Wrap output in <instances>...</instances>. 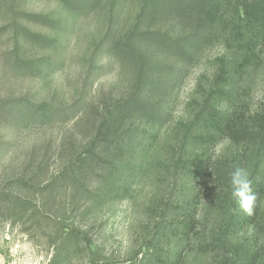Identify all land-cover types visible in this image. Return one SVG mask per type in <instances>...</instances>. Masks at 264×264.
<instances>
[{
    "label": "trees",
    "instance_id": "16d2710c",
    "mask_svg": "<svg viewBox=\"0 0 264 264\" xmlns=\"http://www.w3.org/2000/svg\"><path fill=\"white\" fill-rule=\"evenodd\" d=\"M58 1L72 13H84L91 7L104 9L99 6L102 0ZM137 2L138 11L131 28L116 37L109 34L112 26L101 39V43L110 44L109 51L115 57L131 62L133 79L130 87L117 99H106L96 110L89 109L93 113V121H88L93 136L79 152L76 144L71 146L73 158L67 159L62 174L52 179L43 190L52 186L57 188L60 181L67 180L72 189L89 195V200L98 203L111 204L129 197L135 199L132 181L138 175L141 178L146 175L157 132L142 134L143 139L137 142L138 151H135L141 160L132 164L126 159V153L135 139L129 138L132 130L122 131L123 122L133 116L154 124L166 120L168 114L164 110V100L159 97L167 95L204 47L220 37L228 53L216 61L212 83L201 93L197 108L188 120L179 122L175 144L169 142L174 146H169L160 157L165 170L163 174L166 181L172 180V185L160 196L161 200L154 197L148 206L154 213L156 228L145 242L153 250L146 255V262L194 264L198 254L213 250L217 254L207 264H264V97L254 109L248 102V93L256 79L260 76L264 83V58L260 50L264 48V0ZM121 5V0H111L109 8L105 7L109 9L111 25L114 9ZM13 13L15 31L22 28L31 40L38 43L49 44L54 40L31 31L18 21L29 19L55 26L59 20L48 14L16 8ZM178 19L180 32L175 29ZM156 51L170 63L157 61ZM41 65L43 63L39 60L22 62L16 55L12 62L13 68L27 69L38 75ZM222 104H225L224 110ZM65 107L48 102L34 104L6 99L0 103V115L48 123L58 116L78 113L74 105ZM136 136L137 133L132 137ZM225 139L240 149L239 155L231 159L220 156L213 160L210 151ZM123 152L119 161V154ZM237 167L248 170L252 189L257 195L252 216L245 215L230 197L229 173ZM92 174L95 175L94 187L81 183V178L89 181L87 177ZM33 179H37L36 176L29 180ZM31 181L26 178L17 180L20 184L36 187ZM205 190H212L206 206L204 201L207 198H202ZM1 203L11 211L21 212L34 205L30 199L5 187L0 188ZM34 211L41 213L44 210L36 207ZM55 228L57 233L50 238L53 253L48 264H75L83 257L86 264L113 262L103 255L102 246L91 242L90 234H81L65 226L61 220L55 222ZM241 233L251 234L250 239L247 242L229 241L231 234Z\"/></svg>",
    "mask_w": 264,
    "mask_h": 264
},
{
    "label": "rangeland",
    "instance_id": "374dc122",
    "mask_svg": "<svg viewBox=\"0 0 264 264\" xmlns=\"http://www.w3.org/2000/svg\"><path fill=\"white\" fill-rule=\"evenodd\" d=\"M110 1H101L99 6L103 10L91 7L84 13H72L58 0L0 1V103L6 99L34 104L48 102L62 108L74 105L78 111L74 115L58 116L48 123L0 115V188L12 190L34 204L32 209L23 212L11 211L5 203L0 204V264H48L53 253L50 238L57 233L55 222L60 220L81 234H90L91 242L102 246L103 255L112 259L109 264H147L146 255L153 253L152 248L145 245L147 236L156 228L154 213L148 206L154 197L161 200L160 196L172 185L171 179L166 181L160 157L169 146H174L169 142L175 144L179 122L188 120L197 108L201 93L212 83L216 61L228 51L224 40L215 38L204 47L195 62L186 65L187 71L180 74L174 88L159 97L164 100V110L168 114L162 123L154 124L138 116L123 122L122 131L132 130L129 138L135 139L126 153V159L132 164L141 160L135 151H138L137 142L143 139L142 134L157 132L146 175L143 178L138 175L132 181L135 199L129 197L111 204L98 203L89 200V195L72 189L67 180L60 181L57 188L52 186L43 190L52 179L62 174L67 159L73 158L71 146L76 144L79 152L93 136V129L88 124L89 120L93 121V113L89 109L96 110L106 99H117L132 82L131 62L115 57L109 51L110 44L101 43V39L112 26L111 36L118 37L129 30L135 21L139 2L121 0V7L114 9L111 25L109 9H105L106 6L109 8ZM13 8L48 14L59 20L55 26L29 19L18 21L31 31L54 40L49 44L38 43L31 40L22 28L15 31ZM180 28L178 19L175 29L180 32ZM260 50L264 58V48ZM15 55L26 63L41 61L44 66L39 68L40 74L13 68ZM162 56L159 51L155 52L157 61L170 63ZM248 94V102L254 109L264 97L262 77L256 79ZM221 107L224 110L225 104ZM135 133L137 136L132 137ZM218 145H222L223 157L231 159L239 155L240 149L228 139ZM210 152L213 154V149ZM123 156L124 152L119 154V161ZM32 176L37 179L29 180ZM22 178L36 187L18 183L17 180ZM87 178L90 180L81 178V183L94 187L95 175ZM211 191L202 193V198H207L204 206ZM36 207L42 208L44 213L34 211ZM243 233L231 234L228 239L232 243L247 242L251 234ZM215 254L217 251L213 250L198 254L193 263L207 264ZM75 264H86V258H80Z\"/></svg>",
    "mask_w": 264,
    "mask_h": 264
},
{
    "label": "clouds",
    "instance_id": "9594fccd",
    "mask_svg": "<svg viewBox=\"0 0 264 264\" xmlns=\"http://www.w3.org/2000/svg\"><path fill=\"white\" fill-rule=\"evenodd\" d=\"M222 154V145L213 148L212 159ZM230 197L238 204L240 210L247 216L254 214L257 205V195L252 189L250 174L246 168L237 167L229 173Z\"/></svg>",
    "mask_w": 264,
    "mask_h": 264
}]
</instances>
